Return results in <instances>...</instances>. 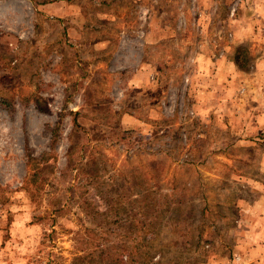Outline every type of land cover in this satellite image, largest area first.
I'll return each mask as SVG.
<instances>
[{
  "label": "rangeland",
  "instance_id": "374dc122",
  "mask_svg": "<svg viewBox=\"0 0 264 264\" xmlns=\"http://www.w3.org/2000/svg\"><path fill=\"white\" fill-rule=\"evenodd\" d=\"M249 176L264 0H0V264H209Z\"/></svg>",
  "mask_w": 264,
  "mask_h": 264
},
{
  "label": "crops",
  "instance_id": "0c3cea01",
  "mask_svg": "<svg viewBox=\"0 0 264 264\" xmlns=\"http://www.w3.org/2000/svg\"><path fill=\"white\" fill-rule=\"evenodd\" d=\"M251 116V125L257 129L261 117L258 114ZM248 178L252 185H264V181L257 177ZM254 192L229 202L233 218L228 223L229 230L224 232H229L230 237L225 234V239L215 240L214 243H219L220 247L207 253L206 263L264 264V193ZM227 253L230 258L224 259Z\"/></svg>",
  "mask_w": 264,
  "mask_h": 264
},
{
  "label": "trees",
  "instance_id": "16d2710c",
  "mask_svg": "<svg viewBox=\"0 0 264 264\" xmlns=\"http://www.w3.org/2000/svg\"><path fill=\"white\" fill-rule=\"evenodd\" d=\"M241 45H237L234 49H233V53H232V61L235 64L236 67L240 68V63H241V59L243 56V50H241ZM240 62V63H239ZM77 258H80L79 256Z\"/></svg>",
  "mask_w": 264,
  "mask_h": 264
}]
</instances>
